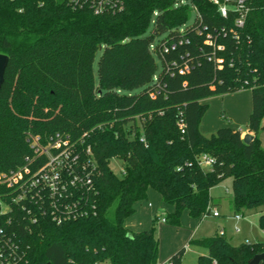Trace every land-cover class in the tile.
Returning <instances> with one entry per match:
<instances>
[{"label": "trees", "instance_id": "obj_1", "mask_svg": "<svg viewBox=\"0 0 264 264\" xmlns=\"http://www.w3.org/2000/svg\"><path fill=\"white\" fill-rule=\"evenodd\" d=\"M116 1L95 14L69 0H0V53L10 57L0 91V172L31 153L29 132L83 137L98 166L87 215L32 222L17 210L11 230L23 264H158V216L147 229L125 226L135 204L153 189L174 208L166 221L180 226L184 211L211 214V189L226 178L233 208H261L264 231V0H249L242 27L237 13L224 17L210 0H190L198 10L190 25L189 5L178 0ZM243 89L252 91L251 142L233 126L204 135L206 100ZM203 155L214 163L202 164ZM189 243L208 249L196 264H248L264 251V241L234 245L218 232ZM184 252L166 264H181Z\"/></svg>", "mask_w": 264, "mask_h": 264}, {"label": "built area", "instance_id": "obj_2", "mask_svg": "<svg viewBox=\"0 0 264 264\" xmlns=\"http://www.w3.org/2000/svg\"><path fill=\"white\" fill-rule=\"evenodd\" d=\"M210 1L224 17L230 11L237 13L235 24L244 26L249 0ZM69 3L75 7L88 6L95 14L118 6L116 0H69ZM178 4L184 3L178 0ZM191 4L197 13L196 6ZM184 125L181 121L180 126ZM27 141L31 153L25 155L17 168L0 172V264H23L26 259L17 233L11 230L17 210L27 212L32 222L37 221L39 215H47L56 223L87 215L86 194L93 188L98 173L93 149L83 137L75 138L59 131L46 137L29 132ZM201 163L211 166L214 159L203 155ZM211 214L220 216L216 209ZM234 218L239 221L243 216L236 213ZM236 230L240 228L236 226ZM218 233L225 235L223 228Z\"/></svg>", "mask_w": 264, "mask_h": 264}, {"label": "rangeland", "instance_id": "obj_3", "mask_svg": "<svg viewBox=\"0 0 264 264\" xmlns=\"http://www.w3.org/2000/svg\"><path fill=\"white\" fill-rule=\"evenodd\" d=\"M184 4H188L190 8V18L188 21V25L193 24L197 13L193 8L190 0H182ZM152 26L148 31V34L151 32ZM163 37H159L156 39V42ZM158 62V72L162 70V64L159 60ZM97 69V65L95 63V71ZM222 95H217L213 97H218ZM212 98V97H211ZM222 117L226 115L223 113L222 108L220 109ZM228 126H232L231 120L225 117ZM229 121V122H228ZM243 130L246 132V128L243 127ZM123 166V162L120 159L114 158L111 161L112 170L121 175V169ZM232 178H226L217 184L212 189V197L214 199L215 206L217 207V211L221 214L220 217H214L212 214L207 215L205 218H193L189 215L188 211H184L181 218V225L175 226L170 224L169 222L163 223L160 222L159 219H163L170 212L165 209L164 211L159 212L158 220H155V224L153 220L155 219V215H153V220L150 222V227L155 225L156 228V236L159 240V249L161 250V254L158 257V264H166L169 259H165L166 252L175 247L177 250L185 247V252L182 257L181 264H196L200 255L207 254L208 249L203 246H194L189 242L191 239H199L212 236L217 233L220 228L225 229L226 238L234 245H238L242 242H260L264 241V232L259 224V217L261 208H252L242 210L245 217L243 220L237 222L234 218L235 209L231 205L232 200ZM161 209V207H159ZM215 210L213 207L212 212ZM135 214V213H134ZM133 214V215H134ZM145 224V223H144ZM163 225H165L163 227ZM236 226L240 228L239 231L236 230ZM149 227V228H150ZM165 251V252H164Z\"/></svg>", "mask_w": 264, "mask_h": 264}, {"label": "crops", "instance_id": "obj_4", "mask_svg": "<svg viewBox=\"0 0 264 264\" xmlns=\"http://www.w3.org/2000/svg\"><path fill=\"white\" fill-rule=\"evenodd\" d=\"M206 103L208 104V109L205 115L203 116L200 124V130L204 135H211L219 128L228 126L225 118L226 116L227 118H229V120H231L233 127L240 129L243 136L248 133L251 135L254 134L253 132H250L248 128L249 118L252 112L251 89H243L237 92L224 94L218 97H212V98L210 97L206 100ZM221 108L223 110V113L226 115L225 117H222L221 115L220 112ZM243 127L246 128V132L245 130H243ZM259 137L261 140L262 147L264 148V129L259 133ZM215 205L213 207H215V209L217 210V207ZM164 206L168 212L170 211L172 212L174 209L173 206L167 205L162 201V197L157 191L150 189L148 199L137 202L135 204L136 212L134 215L130 216L125 220V226L133 231H139L149 228L150 222L153 220V215L158 216L160 218L158 214L160 211H164ZM159 207H161V209ZM236 213H241L243 216L241 220L244 219L245 215L242 211H235L234 215ZM164 216H165L164 218H166L167 215ZM163 219L161 220L159 219V221L166 223L167 221H164ZM164 226L165 225H163V227ZM176 249L177 248L175 247L169 249L165 254L166 256L165 259H170V257L178 251V250L176 251ZM161 250L162 249H159V255L161 254Z\"/></svg>", "mask_w": 264, "mask_h": 264}, {"label": "water", "instance_id": "obj_5", "mask_svg": "<svg viewBox=\"0 0 264 264\" xmlns=\"http://www.w3.org/2000/svg\"><path fill=\"white\" fill-rule=\"evenodd\" d=\"M10 57L6 54L0 53V91L5 81V72L9 64ZM245 143H250L253 135L245 134L243 136ZM248 264H264V251L256 253L249 261Z\"/></svg>", "mask_w": 264, "mask_h": 264}]
</instances>
